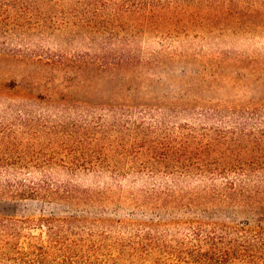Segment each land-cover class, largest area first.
Returning a JSON list of instances; mask_svg holds the SVG:
<instances>
[{
	"label": "rangeland",
	"instance_id": "obj_1",
	"mask_svg": "<svg viewBox=\"0 0 264 264\" xmlns=\"http://www.w3.org/2000/svg\"><path fill=\"white\" fill-rule=\"evenodd\" d=\"M5 9L0 219L70 220L60 230L66 264H164L143 252L188 236L184 222L264 224V210L227 204L224 191L236 177L226 169L256 170L237 178L259 187L249 201L264 202V0ZM17 184L73 195L18 197ZM16 243L26 250L47 236L29 225Z\"/></svg>",
	"mask_w": 264,
	"mask_h": 264
},
{
	"label": "trees",
	"instance_id": "obj_2",
	"mask_svg": "<svg viewBox=\"0 0 264 264\" xmlns=\"http://www.w3.org/2000/svg\"><path fill=\"white\" fill-rule=\"evenodd\" d=\"M9 1L13 0H0V31L9 23V16L5 12L6 3ZM1 52H4V48L0 44ZM189 168L190 166H184L178 171L170 170L169 174L179 172L185 175L190 171ZM216 171V168L204 170L199 167L195 174L207 172L214 176ZM228 172L236 173V177L232 180L226 177L224 190L226 203L239 204L243 207L253 204L257 205L258 210H264L263 201L252 202L247 199L251 197L247 196L250 190L254 193L260 192L259 187L250 189L237 178L241 176L242 180H249L255 175L256 170L226 169V176ZM13 191L18 197L45 195L70 199L73 195L71 189L60 192V189L52 184L34 186L17 184ZM167 193L165 191L163 195H168ZM218 195V192L213 191L212 200ZM261 215L260 217L264 216ZM29 225L35 226L47 236V244H32L26 250H19L16 240ZM70 225L71 221L68 219L40 218L36 221L0 219V258L19 264H66L64 262L70 251L61 241L60 230ZM182 225L189 229L188 236L181 240L161 241L157 248L145 249L143 253L147 256L158 252L164 264H264V224L251 226L248 221L239 224H220L190 220ZM53 256L59 257L61 261L51 259Z\"/></svg>",
	"mask_w": 264,
	"mask_h": 264
}]
</instances>
